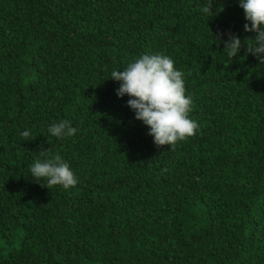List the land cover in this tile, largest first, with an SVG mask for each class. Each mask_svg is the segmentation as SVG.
Instances as JSON below:
<instances>
[{"label":"trees","instance_id":"trees-1","mask_svg":"<svg viewBox=\"0 0 264 264\" xmlns=\"http://www.w3.org/2000/svg\"><path fill=\"white\" fill-rule=\"evenodd\" d=\"M206 3L0 0V264H264V64L245 56L256 33L238 0H214L212 18ZM160 53L199 125L175 149L107 79ZM62 120L75 135L48 133ZM57 153L73 189L30 174Z\"/></svg>","mask_w":264,"mask_h":264},{"label":"clouds","instance_id":"clouds-1","mask_svg":"<svg viewBox=\"0 0 264 264\" xmlns=\"http://www.w3.org/2000/svg\"><path fill=\"white\" fill-rule=\"evenodd\" d=\"M238 2L247 21L245 31L256 33L254 37L245 38V56L249 53L258 56L260 64H264V0ZM213 3L214 0H207L199 11L212 18L219 12L213 11ZM222 10L223 6L220 11ZM217 39L220 42V38ZM223 42L224 52L230 59L236 58L244 47L239 35L231 32ZM123 69L113 70L107 79L120 83L116 89L117 95L121 98L125 95L130 97L127 105L134 111L135 118L148 126V135L153 137L157 147L170 145V149H175L178 142L197 134L199 125L189 116L193 100L190 95L185 94L184 73L175 68L170 56L163 53L144 54ZM76 132L77 128L68 120L53 122L48 127V133L60 139L71 137ZM21 135L25 141L35 138L29 131H24ZM43 154L42 151L41 155ZM29 167L33 179L43 180L42 186L49 189L61 186L67 191L78 185V177L58 153L46 159L38 157Z\"/></svg>","mask_w":264,"mask_h":264}]
</instances>
